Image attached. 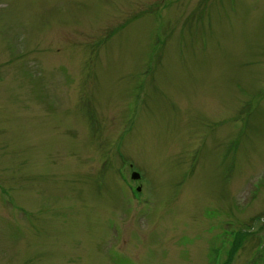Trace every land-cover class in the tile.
<instances>
[{
  "label": "rangeland",
  "instance_id": "rangeland-1",
  "mask_svg": "<svg viewBox=\"0 0 264 264\" xmlns=\"http://www.w3.org/2000/svg\"><path fill=\"white\" fill-rule=\"evenodd\" d=\"M0 264H264V0H0Z\"/></svg>",
  "mask_w": 264,
  "mask_h": 264
},
{
  "label": "water",
  "instance_id": "water-1",
  "mask_svg": "<svg viewBox=\"0 0 264 264\" xmlns=\"http://www.w3.org/2000/svg\"><path fill=\"white\" fill-rule=\"evenodd\" d=\"M132 178H133V179H137V178H138L137 174H133V175H132Z\"/></svg>",
  "mask_w": 264,
  "mask_h": 264
}]
</instances>
